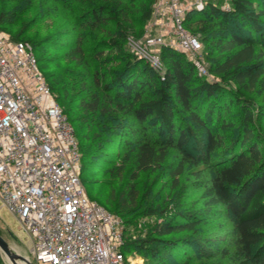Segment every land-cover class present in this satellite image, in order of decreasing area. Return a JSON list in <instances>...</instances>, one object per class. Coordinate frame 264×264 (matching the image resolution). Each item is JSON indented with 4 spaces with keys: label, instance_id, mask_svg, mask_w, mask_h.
I'll return each mask as SVG.
<instances>
[{
    "label": "trees",
    "instance_id": "obj_1",
    "mask_svg": "<svg viewBox=\"0 0 264 264\" xmlns=\"http://www.w3.org/2000/svg\"><path fill=\"white\" fill-rule=\"evenodd\" d=\"M34 1L38 23L51 20L47 37L15 38L29 14L26 6L16 17L1 12L0 26H15L11 39L31 44L74 127L83 185L125 222L124 256L136 252L145 264H264V0H228V9L207 0L195 12L201 26L191 32L217 50L205 53L209 72L218 79L212 81L174 48H161L160 69L128 49L121 17L126 4L139 0L29 3ZM83 3L90 8L82 11ZM61 10L71 13L63 30L56 23ZM151 14V8L143 11L142 20ZM115 160L122 169L130 165L153 178L155 186L169 177L167 196L155 199L149 186L152 199L144 207L136 193L115 195L108 179L93 193L95 183L87 175L105 171ZM190 171L201 180L199 208L180 200ZM222 209L230 214L236 237L232 245L215 249L220 237L211 233L212 221ZM144 217L153 224L134 236ZM177 232L184 234L163 238Z\"/></svg>",
    "mask_w": 264,
    "mask_h": 264
},
{
    "label": "built area",
    "instance_id": "obj_2",
    "mask_svg": "<svg viewBox=\"0 0 264 264\" xmlns=\"http://www.w3.org/2000/svg\"><path fill=\"white\" fill-rule=\"evenodd\" d=\"M203 0H157L171 30L130 42L131 51L160 69L157 47H171L213 80L202 44L187 30L188 9ZM228 9L229 5L222 6ZM167 34L171 38L167 40ZM0 202L33 238L36 264H129L122 217L88 197L72 123L39 69L29 42L0 34Z\"/></svg>",
    "mask_w": 264,
    "mask_h": 264
},
{
    "label": "rangeland",
    "instance_id": "obj_3",
    "mask_svg": "<svg viewBox=\"0 0 264 264\" xmlns=\"http://www.w3.org/2000/svg\"><path fill=\"white\" fill-rule=\"evenodd\" d=\"M8 0H0V13L4 11H9V16L16 17L17 13L20 11L21 8L24 6L29 7V14L27 16L26 21L23 24H18L17 28L21 29L20 34H15V38H22V39H44L47 37V28L49 27L51 20L48 19L44 22L38 23V18L36 16V9L37 5L34 1L33 3H29L31 0H28L24 3H22L20 0H13L12 2H9V6H5ZM195 0H182V2L189 7L191 4H193ZM204 4L206 6L207 0H203ZM215 3L221 4V6H225L228 3V0H210ZM100 2V1H99ZM105 2L109 3L108 0H105ZM51 3V2H50ZM96 4L98 2H95ZM102 4V1L99 3ZM156 4L157 0H139L136 2H132L130 4H126V7H124V13L121 17L122 21L125 22V32L128 33V40L126 41V45L128 46V49L131 51L130 42H139L143 40L146 35L148 34H158V33H167L169 30H171L170 23H169V15L168 13H160L156 12ZM50 5H54V2H52ZM82 11L85 9H89L90 5L87 3H83ZM3 8H8L7 10H4ZM148 8L152 9L151 18L147 21L142 20V13L143 11L147 10ZM62 11V10H61ZM195 12L197 10L195 9H188L187 16L193 15V17L189 20V30L193 31H199L201 24L198 21H195L196 18H199L196 16ZM14 13V14H12ZM81 12H79L80 14ZM12 14V15H11ZM71 13L62 11V14L58 16V19L56 20L57 25L60 26V29L63 30L66 28L67 24V18L69 19V15ZM13 19H9L11 21ZM16 25V24H15ZM15 27L13 25H7V26H0V34L7 35L11 38L12 33L9 31L10 28ZM21 27V28H20ZM106 27L109 29L112 27L111 24H107ZM168 30V31H167ZM167 40L171 38V34H167ZM197 36V35H196ZM199 38V41L202 44V54H203V65L209 69L208 62L205 58L206 51L212 50L213 53L217 50L207 48L206 44L203 42L202 37L199 35L197 36ZM201 39V40H200ZM162 47H157L158 51V58L159 53ZM54 50L55 49H50ZM132 52V51H131ZM53 52H50L52 54ZM185 55V54H184ZM187 58V56L185 55ZM188 59V58H187ZM146 60V59H144ZM147 61V60H146ZM160 62V60H159ZM161 65V63H160ZM213 80H218L217 76L210 73V77ZM207 79V78H206ZM260 100V99H259ZM78 101L74 103L75 106H77ZM63 107V106H62ZM64 108V107H63ZM80 112V111H78ZM117 150V149H116ZM115 152V151H114ZM110 158L114 160L115 153H112L110 155ZM175 162V160H172ZM120 160H115L111 163V166L107 168L105 171L103 169L95 170L92 173H89L86 178L89 180H92L95 184L92 185V192L97 193L98 189L102 186L103 181L108 179L111 184V188L115 195L121 196V191L123 190L124 197L132 198L137 196L138 201H141L144 207H146L152 197L156 196L155 199L162 201L168 194V187L172 186V184L168 183V186H164L166 181L169 177H166L162 180V183L160 181L155 186L154 183H152L153 178H146L144 175H139L133 168L130 170L128 169L130 165L127 166V168L122 169L120 167ZM195 172L197 171H190L188 174V177L186 179H183L182 186H181V195H182V202L184 206H192L195 205L198 208L201 207L202 200H200V195L202 194L201 188H199V185L201 183V180H197L195 177ZM164 176V175H161ZM160 177H158L159 180H161ZM138 177V178H135ZM152 186V188L149 191H153V196H148V191L146 189ZM85 187L86 193L88 197L92 200H95L97 202L101 201L97 198H93L88 191L87 187ZM99 200V201H98ZM101 203V202H100ZM104 206L109 208L105 203L102 202ZM112 210L111 208H109ZM154 219L149 218H141L136 225L137 233L134 231V236H137L138 233L143 232L144 229H148L150 225L153 224ZM212 224H215L214 228L212 229V234L217 235L220 237V243L216 245V248H219L227 243H230V245L233 244L235 241L236 233L233 227V223L230 217V214L227 212L226 209H222L220 213L215 217V219L212 221ZM147 225H149L147 227ZM142 231V232H141ZM0 234L4 237V239L9 243V245L12 247V249L26 257H29L30 261L33 264H36V259L34 255L31 252L32 248V236L25 231L23 228V225L21 221L15 217L13 214H11L5 207H3L2 203L0 202ZM180 234H184V232H177L172 235H168L163 238H176ZM127 260L129 264H145V259L138 253L134 252L132 254H129L127 256ZM0 264H10L6 258V256L0 252Z\"/></svg>",
    "mask_w": 264,
    "mask_h": 264
},
{
    "label": "water",
    "instance_id": "obj_4",
    "mask_svg": "<svg viewBox=\"0 0 264 264\" xmlns=\"http://www.w3.org/2000/svg\"><path fill=\"white\" fill-rule=\"evenodd\" d=\"M0 252L3 253L10 264H33L29 257L15 252L9 243L0 234Z\"/></svg>",
    "mask_w": 264,
    "mask_h": 264
}]
</instances>
